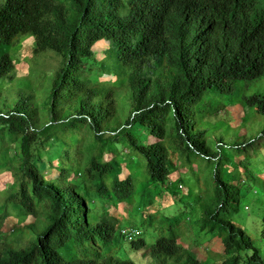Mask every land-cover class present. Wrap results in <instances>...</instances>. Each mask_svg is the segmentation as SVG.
I'll list each match as a JSON object with an SVG mask.
<instances>
[{
  "label": "trees",
  "instance_id": "16d2710c",
  "mask_svg": "<svg viewBox=\"0 0 264 264\" xmlns=\"http://www.w3.org/2000/svg\"><path fill=\"white\" fill-rule=\"evenodd\" d=\"M102 42L112 47L103 58L95 52ZM107 56L117 72L102 71ZM88 65L101 75L95 81L80 77ZM263 76L264 0H0V173L10 187L0 193V231L18 226L33 235L18 247L0 244V264H135L122 244L138 250L145 240H124L118 211L95 215L89 193L108 194L121 209L133 198L145 209L148 189L163 201L158 187L174 201L189 198L182 177L170 176L171 158L183 155L192 175L210 167L214 187L198 202L200 229L221 236L220 264H264L225 214L238 210L264 166L242 163L253 140L220 136V126L236 130L247 115L264 121V95H236L237 82ZM227 96L236 101L223 106ZM206 98L218 105L205 110ZM219 111L225 120H211ZM146 126L155 133L150 143L141 140ZM84 128L93 132L86 149ZM11 160L16 166L6 168ZM87 171L96 177L77 183ZM259 222L264 240V216ZM178 223H161L168 234L150 245L151 264H203L180 247ZM58 241L76 252H60Z\"/></svg>",
  "mask_w": 264,
  "mask_h": 264
},
{
  "label": "rangeland",
  "instance_id": "374dc122",
  "mask_svg": "<svg viewBox=\"0 0 264 264\" xmlns=\"http://www.w3.org/2000/svg\"><path fill=\"white\" fill-rule=\"evenodd\" d=\"M108 48H112L110 44H106L105 42L100 43L99 46L95 48L96 55L98 56L99 54H102L101 57L103 58L104 50ZM110 65L111 60L108 56L100 63L102 71L106 74L117 72L118 68ZM21 69L23 70L22 66ZM99 76L101 75L97 73L95 65L85 66V69L80 73L82 80L89 79L91 81H95ZM236 87L237 97H249L254 94L264 95V76L253 82H237ZM206 99L207 106H202L205 110H212L218 105V102L215 100L209 98ZM235 101V97L227 96L222 102V105L229 106L234 104ZM126 111L127 105L124 104L122 105L120 111L122 118ZM223 114V111H219L218 115H214L211 120L224 121L225 117ZM170 125H172L171 118H169L168 123V126ZM263 125L264 121L260 117L247 115L244 121L240 123V127L236 126V130H230L227 125L220 126V136H222L227 143H230V141H254L251 149L246 152H242V156H244L242 158V163L244 166L249 168V170L253 169L252 164L248 161L250 158H255L256 160L260 159V165L262 164V166H264V136L260 135V130ZM149 127L150 126H146L149 130H146L141 134V140L144 143H150L154 140L153 136L155 133ZM241 127L244 128L246 133L241 132ZM83 131V147L86 149L93 144V132L88 128H84ZM211 146L214 148V144H211ZM9 151L11 158L17 154V144L15 142L9 143ZM171 161L172 168L170 176L177 178V176L180 175L182 180L185 182V186L194 192L191 197L184 198L180 201H174L175 198L173 199L171 194H164L166 192L162 190V188L158 187V197L162 196L161 198L164 203L163 201H160L161 199L156 198L158 200H155V194L151 189H148L143 202L145 209L140 205L138 206L134 198L132 199L130 205H127V202H125L124 209H121L120 207L122 204L118 202L115 204L111 203V198L108 194L99 197L97 193L90 192V206L93 208L95 215H98L99 212L116 209L118 213L115 214V217L119 229L121 226H129L135 227L141 232V238L145 240L146 243L145 246L136 250L131 248L129 244H122L126 256L135 264L152 263V256L149 250L150 245L155 242V240H158L160 236H166L168 234L166 228L162 227L161 223L165 218L171 217L176 218L179 222L173 229V235L178 239L177 241L180 244V247L184 248L186 252L193 254L203 264H220L225 258L220 240L221 236L217 234H207L200 229V219L202 214L200 207L198 206V202L199 200L207 199L208 194L212 193L214 187L211 170L209 169L210 167L200 170L199 174L192 175L189 172L191 163L186 155H183L178 159L171 158ZM8 163H10V165L6 166V168L13 169L16 166L14 160H11ZM81 165L83 166L84 162H82ZM3 166H5V164ZM92 177H96V173L94 171H87L86 175L78 173L75 177V181L79 184L83 183L88 186V181ZM176 178H173L172 181H175ZM249 186L250 190L248 194L240 200L238 210L236 212H225V214L228 219L240 225L247 232L253 245L259 248L261 255L264 257V240H258V233L260 230L259 219H262L264 216V175L261 176L260 181H250ZM2 191H5L6 193L10 192L9 179L4 173H0V193ZM138 191L139 187H137L134 192ZM1 204L2 202L0 201V211L2 209ZM149 206L154 207L150 208ZM155 211H157V214H153ZM2 221L3 218L0 217V223H2ZM42 222L43 217L39 216L37 218L36 225L40 226V223ZM5 229L6 232L0 231V244L6 246L7 248L18 247L23 241L27 240L29 237H33V235L27 230H20L18 226H15L13 229L5 227ZM52 245L62 253L67 251H70L71 253L76 252L71 242L58 241L52 242ZM166 264L173 263L167 261Z\"/></svg>",
  "mask_w": 264,
  "mask_h": 264
},
{
  "label": "built area",
  "instance_id": "2783aa9c",
  "mask_svg": "<svg viewBox=\"0 0 264 264\" xmlns=\"http://www.w3.org/2000/svg\"><path fill=\"white\" fill-rule=\"evenodd\" d=\"M120 235L124 238V240H136L140 237L141 232L135 228V227H129V226H122L119 229Z\"/></svg>",
  "mask_w": 264,
  "mask_h": 264
},
{
  "label": "clouds",
  "instance_id": "9594fccd",
  "mask_svg": "<svg viewBox=\"0 0 264 264\" xmlns=\"http://www.w3.org/2000/svg\"><path fill=\"white\" fill-rule=\"evenodd\" d=\"M121 228V227H120ZM141 236V235H140Z\"/></svg>",
  "mask_w": 264,
  "mask_h": 264
}]
</instances>
